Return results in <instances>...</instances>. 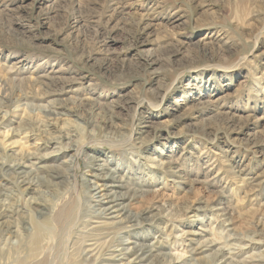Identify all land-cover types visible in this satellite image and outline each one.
I'll use <instances>...</instances> for the list:
<instances>
[{
	"label": "rangeland",
	"instance_id": "obj_1",
	"mask_svg": "<svg viewBox=\"0 0 264 264\" xmlns=\"http://www.w3.org/2000/svg\"><path fill=\"white\" fill-rule=\"evenodd\" d=\"M97 158L140 193L138 223L101 253L156 242L133 264H264V0H0V211L15 230L0 228V264H19L38 223L48 264L62 232L81 247ZM61 198L77 211L66 231Z\"/></svg>",
	"mask_w": 264,
	"mask_h": 264
},
{
	"label": "bare ground",
	"instance_id": "obj_2",
	"mask_svg": "<svg viewBox=\"0 0 264 264\" xmlns=\"http://www.w3.org/2000/svg\"><path fill=\"white\" fill-rule=\"evenodd\" d=\"M49 78L55 79V76H50ZM41 161L42 159H40L39 162ZM66 162L67 161L63 163H64V167L66 168V171H68L67 170L68 162L67 163ZM24 167H25L24 164H17L14 170L15 172L18 171L20 174H22L25 173L23 169ZM91 167H92L91 176L93 177V179L95 178L97 181H92L93 180L92 178L91 181L88 179L89 190L92 193L91 200L93 201V205H91L92 209L89 210L90 214L86 216L87 222L83 228L82 242L80 244L81 247L79 249L78 247L77 248L75 247L76 241L75 242L73 241L72 243L68 244L66 239L68 236L66 237L64 232H62L60 238L57 240L58 241L57 244L58 251L56 253L57 255L54 257V259L52 257L53 260L52 262H50V264H57V263L63 264L60 258H62L64 255H66L67 257L68 251L69 254L75 256V259L78 261L77 264H83V262L87 260L88 255H90L91 253L97 254L95 264H133L136 261L146 260L149 257L152 256L154 257L156 255L159 256L163 254L162 245L160 244L156 245L155 244L156 242H153L152 245L130 242L132 243V246L129 247L126 245L127 242H124L123 240H118L114 248L105 249L106 252L101 253L102 251H104V249H102L101 247V244L104 242L103 240L100 241L101 239L105 238L106 236L110 235L115 231L126 230L130 226L138 223L140 219L139 217L140 214L138 212L130 211V206L132 205V202L139 197L138 195L140 193L138 194V191H134L132 187L126 186V182L123 179V177H120L118 175H113L114 172L113 168L110 167V164L108 163L106 158H97L95 163ZM169 167L174 175L180 176L183 173V167L178 166V164L176 165L174 161L172 162V165H170ZM60 176L61 175H57L56 177H60ZM26 183L28 184L30 183L33 185V183L31 182H26ZM61 200H62L61 201L62 207L58 212V214L54 216L53 220H55L58 224L61 225V228L63 229L62 231H66L67 225L69 224L72 215L74 214V212L77 211L74 210L75 205L74 206L72 204L67 205L66 204L67 202L63 198H61ZM9 211L10 210L6 208H3V210L0 211V228H2L1 230L4 233L7 232L15 233V230L13 229L14 228L13 224L10 223L7 224V221H10L9 219L12 218V215L9 214ZM46 211L47 209L44 207L38 209V213L40 217L46 215L47 214ZM4 218L7 219L4 220ZM50 221L51 219L47 218L46 221L42 223V225H44V227L48 226ZM42 230L43 227H41L39 223L35 225L34 231L31 234L30 238L28 239V248H27L28 253L26 256L21 258L19 264H48L46 261L48 258L46 260L45 258L41 259V257L37 253L38 251L37 246L39 242H41L40 239L43 237ZM209 248L210 247H205V246L202 247L198 245L196 247H193V251L195 254H198L199 252L202 253L203 251H207ZM225 250H227V248H221L219 253V258L221 257L222 259L224 257V259H222V261L224 262L230 259V256L227 255ZM130 255H135V257L130 259Z\"/></svg>",
	"mask_w": 264,
	"mask_h": 264
}]
</instances>
